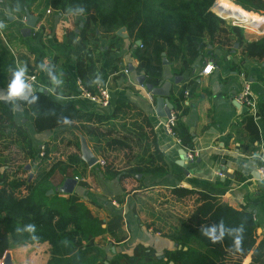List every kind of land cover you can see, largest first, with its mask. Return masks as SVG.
<instances>
[{
  "label": "crops",
  "instance_id": "1",
  "mask_svg": "<svg viewBox=\"0 0 264 264\" xmlns=\"http://www.w3.org/2000/svg\"><path fill=\"white\" fill-rule=\"evenodd\" d=\"M36 7L32 6L31 13L37 22L28 37L21 36L20 29L25 25L15 15L5 13L7 21L1 19L7 25L13 19L21 25L20 46H24L27 60L18 69L17 56L12 53L15 74L25 68L22 74L26 75L21 78L31 90L45 88L50 99L72 104L82 111L111 115L118 106L128 112H140L155 133L156 147L166 162V173L162 176L136 173L140 174L139 178L134 174L122 180L109 179L96 164L88 166L83 161L64 172L56 169L50 178L55 192L70 202L71 211H74L73 204H83L88 217L95 219L104 230L100 237H91L79 247L98 244L104 255L97 261L102 260L103 264H108L116 255L131 264L139 258L160 257L179 248L170 235L180 230L181 222H169L158 214L157 208L149 210L139 197L163 199L179 209L180 213L174 214L181 221L191 209L192 199L190 196L175 199L169 194L175 187L204 191L237 210L252 212L257 222V241L264 239V178L257 171L258 165H264V61L244 59L234 44L229 51L214 47L212 54H202L192 63L184 56L167 60L169 63H161L160 76L152 77L145 71L144 61L135 56L140 47L128 37L126 29L120 34L118 29L110 34L96 30L94 35L81 39L75 23L77 16L52 9L48 1ZM225 17L222 15L227 21ZM208 61L212 62L213 70L204 74L202 69ZM242 73L251 83L257 103L254 114L233 99L242 88ZM143 75L145 82L153 86L165 81L172 83L168 99L173 104L171 112L177 118L176 129L181 133L180 144L167 135L165 119L155 115L151 96L144 85L138 84L136 78ZM174 77L177 83H173ZM79 85L93 95L97 94V88H105L109 96L107 106L84 97ZM11 112L14 124L25 132L35 153L43 145L48 150V160H64L70 154L80 157L78 141L83 131L75 125L39 132L25 103L14 100ZM249 116L254 118L258 138L247 130ZM117 119L119 116L107 124H116ZM84 139L87 143L85 136ZM189 152L197 153L192 161L186 158ZM37 159L35 156L38 167ZM75 172L78 177L72 192L60 193L58 188L64 179L74 177ZM5 173L11 177L0 166V182ZM48 248L47 243L14 245L9 238L5 253L9 254L12 264L21 261L20 254L27 258V264H46ZM240 264H251V252Z\"/></svg>",
  "mask_w": 264,
  "mask_h": 264
},
{
  "label": "trees",
  "instance_id": "2",
  "mask_svg": "<svg viewBox=\"0 0 264 264\" xmlns=\"http://www.w3.org/2000/svg\"><path fill=\"white\" fill-rule=\"evenodd\" d=\"M2 1L0 17L7 21L5 13L20 19L25 8L32 12V6L41 0ZM43 1L62 14L77 16L75 23L81 39L94 35L96 30L110 34L124 27L129 38L140 40L143 50L139 49L135 56L144 61L145 71L152 77L161 74L162 53L169 61L184 56L192 63L202 54H212L214 47L229 51L236 44L244 59L264 61V36L247 40L240 27L227 25L222 19L220 13L236 10L228 0H218L213 8L221 18L210 10L216 0ZM232 1L245 9L264 12V0ZM240 15L256 22L264 21V15L252 16L240 11L228 14L226 19L231 23ZM11 70L16 71L13 56L0 45V87H5ZM20 80L23 81L21 77ZM25 105L33 115L36 131L70 125L82 130L93 154L105 162L103 167L96 163V167L109 179L122 180L136 173L159 176L166 173V162L156 147L155 133L140 112H128L118 106L111 115L82 111L41 92L33 94ZM122 111H125L123 115ZM118 116L116 124H107ZM246 121L248 132L258 138L254 118L249 116ZM174 130L181 137L176 123ZM38 152L39 148L35 153L25 132L14 124L11 109L0 103V166L11 175L0 182V258L11 238L14 245L47 243L46 264H96L104 255L101 247L79 245L91 237H100L104 230L88 217L83 204H73L71 211L70 202L56 193L50 183L56 169L64 172L82 160L78 154H70L64 160H48V150L44 147L47 163L36 166L31 177L25 176L23 167L28 163L35 167ZM73 175L76 177L77 173ZM169 194L175 199L188 196L192 199L191 209L180 221V230L170 235L179 248L160 257L139 258L131 264H240L250 252L251 264H264V239L257 241V222L252 212L237 210L204 191L175 187ZM122 258L116 255L108 264H125Z\"/></svg>",
  "mask_w": 264,
  "mask_h": 264
},
{
  "label": "water",
  "instance_id": "3",
  "mask_svg": "<svg viewBox=\"0 0 264 264\" xmlns=\"http://www.w3.org/2000/svg\"><path fill=\"white\" fill-rule=\"evenodd\" d=\"M218 16V15H217ZM10 19V16H7ZM219 17V16H218ZM221 18V17H220ZM37 22V17H35L27 8L24 9V27L20 29V34L23 37H28L31 34L33 27ZM124 27H121L117 30V34H120L124 31ZM136 43L139 45L140 40H136ZM237 47V45L235 46ZM162 55V64L169 63L165 58L164 53ZM16 74L13 70H11L7 76V84L5 87H0V103L7 106L11 109V103L16 100L22 103H26L29 98L38 92L47 95V90L42 87H37L34 90H31L30 85L27 82L21 81L22 90L18 96L10 95V86L15 81ZM138 84L144 85L146 91L151 96L153 102V111L156 116L162 117L164 119H168L170 117L171 110L173 108V104L169 101L168 96L170 93L171 82L165 81L160 86H153L151 83L145 82V76H139L136 78ZM177 77H174L173 83H177ZM80 142V158L81 160L86 163L88 166H93L97 163V157L93 154L91 149L88 147L85 139L83 136L79 138ZM24 169H29V165L25 166ZM222 173V172H220ZM136 177L139 178L140 174H136ZM76 179L73 177L66 178L61 186L58 188L59 192L62 194L71 193L74 186L76 185ZM49 192H53L49 190ZM3 264H12L10 256L8 253L5 254L3 258Z\"/></svg>",
  "mask_w": 264,
  "mask_h": 264
},
{
  "label": "rangeland",
  "instance_id": "4",
  "mask_svg": "<svg viewBox=\"0 0 264 264\" xmlns=\"http://www.w3.org/2000/svg\"><path fill=\"white\" fill-rule=\"evenodd\" d=\"M218 0H216L213 5L211 6L210 10L211 12H213L215 15H217L214 11H213V8L214 6L216 5ZM230 5L236 9V10H231L229 12H226V13H220L221 17L222 15L223 16H228V14L232 13V12H243V13H248L252 16H256L254 15L255 14H258V15H264V12H255L253 10H250V9H245L243 8L242 6L238 5L237 2H234L232 0H228ZM43 2V0L39 1L38 4H41ZM38 4L35 5V8H37L36 6H38ZM2 6H3V1L0 0V10L2 9ZM240 7V9H239ZM245 9V10H244ZM247 10V11H246ZM251 11V12H249ZM253 12V13H252ZM220 17V16H219ZM225 17V19H226ZM239 17V16H238ZM234 18L232 19L231 22H233L234 24L230 23L227 19V21H225V23L227 25H234V26H238L240 27L242 30H243V34H244V37L246 39H249V40H254V39H258L260 38L261 36L264 35V23H258L256 24V26L252 25V26H243L242 24H237L236 21H237V18ZM246 18V17H245ZM2 18H0V45L5 47L11 54L14 53V55L17 56V66H18V69H21V66L23 64V61L27 60V57L25 56V48L24 46H20L21 44V37H20V34H19V29L21 27V25L19 26V23L17 20H14L13 19V23L11 25H7L5 24V22H2L1 21ZM249 19V18H248ZM78 20V19H76ZM24 24V16L22 18H20V24ZM8 26V27H7ZM263 33V34H262ZM140 47V49L143 50V47H141V44L138 45ZM15 64V63H14ZM17 69V70H18ZM23 72L24 73L25 71V68H22ZM19 71V70H18ZM22 75H26V74H22ZM65 143V142H64ZM79 143V141H78ZM66 145V144H65ZM64 145V146H65ZM63 147V144L60 143V149ZM64 148V147H63ZM63 148L61 149L63 151ZM66 149V148H65ZM64 149V150H65ZM45 155L43 153L42 156H40L38 153H37V156L36 158L37 159V163L40 165V164H45L47 163V160L44 159ZM98 159V157H97ZM29 165V169L25 170L23 167V169L25 170V172H27L25 174L26 175H29L30 177L32 176V173L35 171V162H34V166L35 167H30V164H26L25 166ZM3 168V167H2ZM7 171V170H6ZM5 177H6V173H5ZM4 177V178H5ZM28 177V176H27ZM78 177V176H76ZM75 178V176L73 177ZM3 179V178H2ZM76 179V178H75ZM4 180V179H3ZM77 181V179H76ZM140 194V193H139ZM144 195V194H143ZM140 197V200H142L148 207H149V210L150 209H155L157 208V212L160 216H162L163 218L167 219L169 222L173 221V223L175 224H179L180 222V218H177V215H175L174 213H180L179 212V209H176L173 205H169L167 202H165L163 199L161 200H154V197H147V196H142V195H139ZM186 217V216H185ZM178 220V221H177ZM6 251V250H5ZM5 251L2 255V257L0 258V264H3V258L5 256ZM21 257V261L19 260V262L17 264H27L28 262H26L25 260L27 259L26 257L22 256L21 254L19 255V258ZM122 261L125 263V264H129L130 262L128 261V259L126 258H122ZM103 264V261L100 260V261H97L96 264ZM37 264H41V262H38Z\"/></svg>",
  "mask_w": 264,
  "mask_h": 264
},
{
  "label": "built area",
  "instance_id": "5",
  "mask_svg": "<svg viewBox=\"0 0 264 264\" xmlns=\"http://www.w3.org/2000/svg\"><path fill=\"white\" fill-rule=\"evenodd\" d=\"M213 70V65L212 62L208 61L203 69L202 72L204 74H209ZM241 76L243 77V83H242V88L241 90L233 96V99L238 102L239 104H242L246 106L250 112L253 114L257 111V103L256 100L253 96L252 90H251V83L247 79V77L244 76L242 73ZM33 79V78H31ZM79 91L84 97H88L95 102H97L100 106L105 107L107 106L109 102V96L107 94V90L105 88L99 87L97 88V94L93 95L89 93L82 85H79ZM176 123V115L171 112L170 117L168 119H165V124H164V129L165 132L167 133L168 136H170L177 144H180V137L177 136L176 131L174 130ZM44 153V146L41 145L39 147V152L38 154L42 156ZM197 153L196 152H189L186 154V158L188 160H193L194 157H196ZM97 163L103 167L104 165V160L103 159H97ZM257 171L261 175L262 178H264V165L260 164L257 166ZM77 179V177H75Z\"/></svg>",
  "mask_w": 264,
  "mask_h": 264
},
{
  "label": "clouds",
  "instance_id": "6",
  "mask_svg": "<svg viewBox=\"0 0 264 264\" xmlns=\"http://www.w3.org/2000/svg\"><path fill=\"white\" fill-rule=\"evenodd\" d=\"M22 75V72L16 74L15 81L10 86V95L12 96H18L21 93L22 90V84L20 77Z\"/></svg>",
  "mask_w": 264,
  "mask_h": 264
},
{
  "label": "bare ground",
  "instance_id": "7",
  "mask_svg": "<svg viewBox=\"0 0 264 264\" xmlns=\"http://www.w3.org/2000/svg\"><path fill=\"white\" fill-rule=\"evenodd\" d=\"M236 23L237 24H242L243 26L245 25V26H252V25H254V26H256V24H258V23H264V21L263 22H256V21H253V20H251V19H248V18H245V17H240V18H238V20L236 21ZM264 30V29H263ZM263 34V33H262ZM264 36V35H263Z\"/></svg>",
  "mask_w": 264,
  "mask_h": 264
},
{
  "label": "flooded vegetation",
  "instance_id": "8",
  "mask_svg": "<svg viewBox=\"0 0 264 264\" xmlns=\"http://www.w3.org/2000/svg\"><path fill=\"white\" fill-rule=\"evenodd\" d=\"M10 72V71H9ZM8 76V75H7Z\"/></svg>",
  "mask_w": 264,
  "mask_h": 264
}]
</instances>
